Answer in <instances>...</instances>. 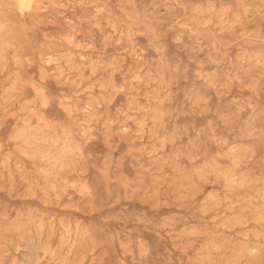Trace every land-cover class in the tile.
Here are the masks:
<instances>
[{
    "label": "rangeland",
    "instance_id": "obj_1",
    "mask_svg": "<svg viewBox=\"0 0 264 264\" xmlns=\"http://www.w3.org/2000/svg\"><path fill=\"white\" fill-rule=\"evenodd\" d=\"M0 264H264V0H0Z\"/></svg>",
    "mask_w": 264,
    "mask_h": 264
}]
</instances>
